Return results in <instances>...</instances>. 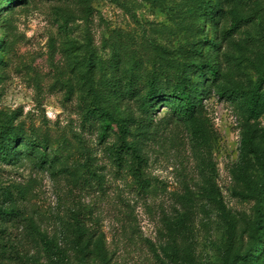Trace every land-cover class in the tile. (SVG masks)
I'll return each instance as SVG.
<instances>
[{
    "label": "rangeland",
    "instance_id": "obj_1",
    "mask_svg": "<svg viewBox=\"0 0 264 264\" xmlns=\"http://www.w3.org/2000/svg\"><path fill=\"white\" fill-rule=\"evenodd\" d=\"M193 5L4 4L0 116L13 117L20 131L47 138L56 165L43 166L29 155L10 162L0 157V264H177L171 254L175 241L190 248L194 264H227L229 254L250 245L264 198L254 196L243 176L259 182L264 158L249 149L243 159L242 141L252 129L264 147V113L250 117L239 100L215 91L204 100L209 132L202 139V132L195 134L181 120L165 121V103L145 128L137 103L115 96L102 82L123 84L125 69L132 67L143 82L163 56L182 58L195 42L220 67L227 88L247 89L264 78V0H229L214 18L197 14ZM96 91L117 117L134 118L129 139L148 158L142 177L109 154L112 131L105 142L100 126L86 120ZM228 219L237 225L231 241ZM82 228L92 240L87 258L74 241ZM180 258L192 262L185 251ZM238 264H264V256Z\"/></svg>",
    "mask_w": 264,
    "mask_h": 264
},
{
    "label": "trees",
    "instance_id": "obj_2",
    "mask_svg": "<svg viewBox=\"0 0 264 264\" xmlns=\"http://www.w3.org/2000/svg\"><path fill=\"white\" fill-rule=\"evenodd\" d=\"M8 2L12 3L13 0H0V12L3 11L4 4ZM192 2L197 14L206 18H214L224 10L223 6L229 0H192ZM241 21V19H235L234 23L240 24ZM196 44L195 42L194 48L184 51L185 54L182 58L175 59L163 56L164 59L155 64L143 82H141V74L137 73L134 67L131 68V71L125 69L127 81L123 84L117 81L114 83L111 79H105L102 82L112 90L115 96L123 99L129 98L137 103L142 112L141 118L145 122V128L153 125L152 117L155 110L158 105L165 103L169 108L165 121L175 118L181 120L191 125L195 134L202 132L201 137L202 139L205 138L209 129L207 128L206 117L208 116L205 111L204 100L215 91L227 95L233 101L239 100L242 106L247 109L250 117H260L264 113V78L260 77L256 83H250L247 89L244 86L227 88L222 81V76H220V67L211 63L208 57L203 56L202 48ZM88 76H90V71L84 74L85 78ZM90 91H93V88ZM92 95H94L93 102L86 109V120L90 122V125L92 124L91 126L95 127V123L100 126L99 138L105 142L109 141L108 137L111 138L113 134L115 135L113 136L114 140L106 144L109 154L117 164L142 177L145 173V167L148 165V158L142 146L129 139L132 134L131 123L134 118L131 116L117 117L115 111L102 104L103 94L96 91ZM113 124L116 125L115 128ZM261 136L264 137V134ZM243 137V159L246 158L249 149H255L258 158L260 156L264 158V147L254 140L255 130L248 129ZM17 143L20 144L19 147H17ZM20 155L33 156L43 166L48 165L52 168L56 165L55 159L49 157L47 138L39 134H28L25 131H20L15 127L13 117L0 116V157L10 162ZM241 170L246 172V166L243 165ZM243 180L253 190L254 196L262 201L264 198V177L259 182H254L251 177L245 175ZM263 214L254 223L255 227L250 245L240 247L233 255L229 254L227 264H238L240 261L252 263L259 256H264V239L259 238L258 234L260 230H264ZM77 223L79 224H76L75 227L82 226L79 221ZM228 225L229 240L231 241L235 236L237 225L230 219H228ZM88 234V229L82 228L77 231L74 238L77 249L86 258L90 254L92 243L91 236L90 238L87 237ZM45 243L51 242L45 239ZM189 249L187 246L182 247L176 244L175 241L171 254L176 257L177 264H194V256H191ZM181 251H185L192 262H188L186 258L187 263L181 260Z\"/></svg>",
    "mask_w": 264,
    "mask_h": 264
}]
</instances>
